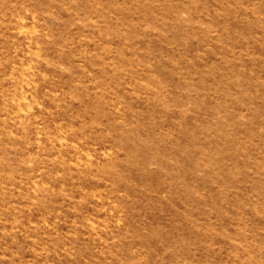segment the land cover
<instances>
[{
  "label": "rangeland",
  "instance_id": "obj_1",
  "mask_svg": "<svg viewBox=\"0 0 264 264\" xmlns=\"http://www.w3.org/2000/svg\"><path fill=\"white\" fill-rule=\"evenodd\" d=\"M0 264H264V0H0Z\"/></svg>",
  "mask_w": 264,
  "mask_h": 264
}]
</instances>
